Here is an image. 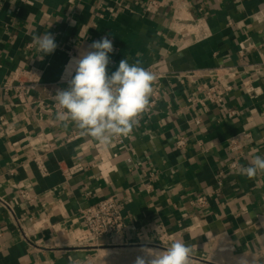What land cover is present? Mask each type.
I'll return each instance as SVG.
<instances>
[{
    "label": "crops",
    "instance_id": "1",
    "mask_svg": "<svg viewBox=\"0 0 264 264\" xmlns=\"http://www.w3.org/2000/svg\"><path fill=\"white\" fill-rule=\"evenodd\" d=\"M149 1L0 0V85L17 69L41 71L29 105L0 94L11 125L0 136V197L13 211L0 206V264H133L142 247L175 240L191 247L189 264H264V171L239 173L264 156V70H251L264 66V0H157L161 7L147 13ZM176 14L200 20L209 36L179 33ZM46 32L58 47L43 56L32 37ZM105 36L116 47L109 74L127 57L160 75L152 85L159 102L108 145L58 121L54 100L75 75L70 61ZM219 66L237 67L241 83L218 102L190 106ZM242 133L248 142L230 170L227 142ZM180 139L186 146L177 149ZM35 152L44 153L46 174ZM73 167L66 180L62 171ZM108 197L125 229L95 243L81 211Z\"/></svg>",
    "mask_w": 264,
    "mask_h": 264
},
{
    "label": "clouds",
    "instance_id": "2",
    "mask_svg": "<svg viewBox=\"0 0 264 264\" xmlns=\"http://www.w3.org/2000/svg\"><path fill=\"white\" fill-rule=\"evenodd\" d=\"M32 40L43 56L54 53L58 47L49 32L34 35ZM113 51L108 36L94 41L88 51L70 61L75 75L66 89H59L54 95L59 108L57 120L75 122L83 135L96 138L102 145L131 132L149 104L156 79L152 72L130 64L127 57L109 74V53ZM258 171H264V156L257 155L250 166L239 169L240 174L250 178ZM191 251L182 240H175L163 250L142 247L133 264H189Z\"/></svg>",
    "mask_w": 264,
    "mask_h": 264
},
{
    "label": "built area",
    "instance_id": "3",
    "mask_svg": "<svg viewBox=\"0 0 264 264\" xmlns=\"http://www.w3.org/2000/svg\"><path fill=\"white\" fill-rule=\"evenodd\" d=\"M26 1V0H22ZM161 7L160 2L157 0H150L144 11L149 13L156 11ZM173 19L176 22V28L179 33H185L192 37L195 41H200L209 36L206 26L197 19L190 17H180L178 14L174 15ZM114 51L109 53V55L115 52V45L113 44ZM243 47H241L239 53L243 55ZM264 70V66L252 65L251 70L253 72H258ZM148 70V69H146ZM149 71V70H148ZM152 72V71H150ZM73 73L75 71L73 69ZM154 76L160 78L158 73H154ZM212 75L215 77L216 82L205 86L202 89V99L188 98L187 102L190 106L201 105L205 103H214L221 100L224 94L230 92L234 86L241 83L240 71L237 67L233 66H219L212 70ZM41 71L30 67L28 69H17L10 77L9 80L5 81L0 85V94L3 97H13L15 100V105H29L28 96L41 87L40 83ZM159 94L154 91L151 94L149 104L144 111L149 112L159 102ZM228 119L236 117V111L229 110L226 113ZM11 129L8 121L0 116V136H5ZM116 138H120L117 136ZM249 134L242 133L239 136H233L227 142V147L229 152L233 155V160L228 164V169L235 170L238 165V159L242 156L243 150L248 142ZM186 142L180 139L175 143L177 149L184 148ZM46 157L44 153L35 152L32 156V162L36 165L37 169L41 174H46L45 169ZM73 167L62 171L63 177L67 180L77 169ZM218 186L221 184L220 179H217ZM23 198L28 204H32L35 197L29 195L28 193H22ZM197 205L203 206L205 204L204 197H199L196 201ZM0 206L6 209L10 214H13L12 208L9 203L0 197ZM83 226L86 230L88 237L95 243L101 239H113L120 235L125 229V217L122 213L121 207L118 201L114 197L105 198L93 205L84 208L81 211ZM16 224L19 226L18 221ZM98 245V244H97Z\"/></svg>",
    "mask_w": 264,
    "mask_h": 264
}]
</instances>
